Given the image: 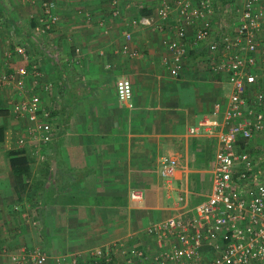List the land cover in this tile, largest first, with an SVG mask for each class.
I'll list each match as a JSON object with an SVG mask.
<instances>
[{
  "label": "crops",
  "instance_id": "crops-1",
  "mask_svg": "<svg viewBox=\"0 0 264 264\" xmlns=\"http://www.w3.org/2000/svg\"><path fill=\"white\" fill-rule=\"evenodd\" d=\"M42 1L0 0V71H20L0 86V128L7 135L24 132L26 122L10 113L24 90L52 109L57 126L42 156L30 154L32 142L22 148L30 172L21 196L8 137L0 142V264H24L4 257L37 243L47 255L43 264H104L91 257L95 249L108 251L107 264H161L146 228L210 194L221 126L201 122L222 121L226 76L208 68L205 44H191L199 23L188 27V55L172 71L167 43L176 13L163 30L156 13L165 0H53L58 21L39 35L34 27ZM139 15L151 16L152 25L131 26ZM219 24L213 18V28ZM126 32L138 56L121 52ZM16 44L26 47L27 60L14 53ZM32 65L40 72L36 82ZM259 73L264 90V68ZM122 76L132 85L127 101L116 95ZM163 156L177 161L169 179L160 174ZM133 190L143 198L132 200ZM128 247L145 257L126 262Z\"/></svg>",
  "mask_w": 264,
  "mask_h": 264
},
{
  "label": "built area",
  "instance_id": "built-area-1",
  "mask_svg": "<svg viewBox=\"0 0 264 264\" xmlns=\"http://www.w3.org/2000/svg\"><path fill=\"white\" fill-rule=\"evenodd\" d=\"M217 1L165 0L156 8L160 30L165 29L173 11L176 13L175 36L167 43L172 71L177 73L188 55V27L199 23L191 44H205L208 68L224 74L230 86L222 121L201 122L202 126H221L210 194L193 207L146 228L155 239V259L161 264H264V90L258 84L259 71L264 68V0H228L221 5ZM54 9L53 0L41 2L35 34L46 35L57 23ZM213 18L219 19L217 30L213 28ZM153 21L149 15H139L129 23L147 27ZM124 37L121 52L138 56L129 50L131 33L126 32ZM14 53L24 60L28 58L22 44L14 46ZM31 71L36 82L40 72L35 65ZM19 74L20 71H0V86L9 85ZM115 89L121 101L132 96L127 77H120ZM10 113L26 122L24 132L15 136V148H23L29 141L34 144L30 154L42 156L41 147L53 139L57 129L52 109L42 105L38 94L24 90L13 101ZM259 135L263 136L261 143H253L252 139ZM176 164L170 156L161 157V176L169 179ZM130 198L141 200L143 193L133 190ZM125 254L128 263L134 257H145L143 250L134 247H128ZM90 255L95 260H111L103 249H95ZM9 256L13 261L31 264L47 260L40 247H21Z\"/></svg>",
  "mask_w": 264,
  "mask_h": 264
},
{
  "label": "trees",
  "instance_id": "trees-1",
  "mask_svg": "<svg viewBox=\"0 0 264 264\" xmlns=\"http://www.w3.org/2000/svg\"><path fill=\"white\" fill-rule=\"evenodd\" d=\"M228 0H218V5L225 3ZM9 135V133H8ZM7 133L4 128H0V142H3L7 137ZM7 155L9 158V163L12 171L15 174V190L18 195L21 196L22 192L27 191V182L25 178H28L30 172V162L29 157L22 148H10L7 150ZM30 189V188H29ZM101 263L107 264L104 260H97Z\"/></svg>",
  "mask_w": 264,
  "mask_h": 264
},
{
  "label": "rangeland",
  "instance_id": "rangeland-1",
  "mask_svg": "<svg viewBox=\"0 0 264 264\" xmlns=\"http://www.w3.org/2000/svg\"><path fill=\"white\" fill-rule=\"evenodd\" d=\"M15 136H16V134L15 133H9V135H8V144H9V142H10V146L13 148V147H15ZM21 247H24V246H21ZM36 247H40L41 249H42V251H43V247L40 245V244H36V245H34V246H32V247H29V248H27V247H25L26 249H34V248H36ZM44 252V251H43ZM11 255V254H10ZM4 258H6V260L8 259L11 263H12V261L13 260H11V258H10V256H8V258L7 257H4ZM10 258V259H9ZM7 260V261H8ZM24 264H31V263H24Z\"/></svg>",
  "mask_w": 264,
  "mask_h": 264
}]
</instances>
